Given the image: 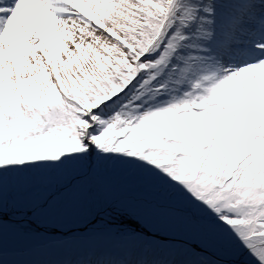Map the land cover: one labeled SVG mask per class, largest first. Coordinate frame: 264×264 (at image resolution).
Here are the masks:
<instances>
[{
    "label": "snow or ice",
    "instance_id": "obj_1",
    "mask_svg": "<svg viewBox=\"0 0 264 264\" xmlns=\"http://www.w3.org/2000/svg\"><path fill=\"white\" fill-rule=\"evenodd\" d=\"M0 264H264V0H0Z\"/></svg>",
    "mask_w": 264,
    "mask_h": 264
}]
</instances>
